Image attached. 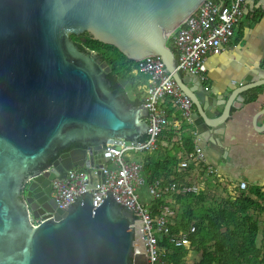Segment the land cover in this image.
I'll return each instance as SVG.
<instances>
[{
  "label": "water",
  "instance_id": "95a60500",
  "mask_svg": "<svg viewBox=\"0 0 264 264\" xmlns=\"http://www.w3.org/2000/svg\"><path fill=\"white\" fill-rule=\"evenodd\" d=\"M202 1L0 0V264L145 259L133 253L140 221L110 191L97 206L87 191L75 194L64 209L50 196L54 177L99 167L109 160L106 143L141 142L148 128L146 107L134 104L133 83L118 77L121 87L112 88L107 60L80 49L73 35L86 32L134 62L160 56L192 103L191 126L207 154L226 157L227 124L248 104L243 93L264 85V78L248 75L216 93L199 74L174 70L178 54L167 41ZM260 115L264 107L252 117L255 129ZM257 128L264 130V121ZM56 156L52 171L41 173L39 166Z\"/></svg>",
  "mask_w": 264,
  "mask_h": 264
},
{
  "label": "built area",
  "instance_id": "2783aa9c",
  "mask_svg": "<svg viewBox=\"0 0 264 264\" xmlns=\"http://www.w3.org/2000/svg\"><path fill=\"white\" fill-rule=\"evenodd\" d=\"M249 0H203L177 26L168 40L178 54L174 70H183L197 73L201 79L206 72V59L212 55L224 53L225 46L234 37L235 27L241 20L246 4ZM135 73L147 77L144 86L143 105L147 109L148 128L141 142L117 139L113 143H106L104 152L109 154V160L99 167L91 166L87 169L72 168L66 172L64 178L54 177L51 181L50 196L60 209L72 204L77 196L85 191L91 194L93 206H97L104 197L105 191L111 192L115 200L129 209L134 222H139L142 238H133V253H145L147 264H165L163 256L168 247L161 242L166 241L171 247L190 248L189 234L194 232V226L188 230L172 231L171 224L176 213V207L168 204L157 206L141 203L137 188L145 181L141 176L142 163L130 156L129 152H145L158 147L159 137L166 129H172L181 141V124H192V103L182 93L179 86L165 69L160 56L147 55L136 61L133 69ZM179 109L183 119H169L168 100ZM193 149L184 157L177 168L185 170L189 165L193 168L190 174L180 182L162 183L155 180L148 185V190L154 200L164 199L171 193H197L201 185L198 178L204 164L206 174L215 175L222 180L218 171L206 164L204 147L199 143L195 131L192 132ZM181 144V143H179ZM111 163L108 165L107 163ZM50 167L42 170L48 172ZM205 174V175H206ZM245 189L247 182L239 181L233 188ZM73 198V199H72ZM176 209V210H175Z\"/></svg>",
  "mask_w": 264,
  "mask_h": 264
},
{
  "label": "trees",
  "instance_id": "16d2710c",
  "mask_svg": "<svg viewBox=\"0 0 264 264\" xmlns=\"http://www.w3.org/2000/svg\"><path fill=\"white\" fill-rule=\"evenodd\" d=\"M262 16L263 11L257 8L252 12V19L248 18V21H258ZM239 24L241 25L240 21L236 26ZM72 37L80 49L96 51L107 60L112 68L107 75L112 88L121 87L117 81L118 77H125L134 84L135 66L133 65L136 62L127 59L115 47L92 39L86 32L81 34V37ZM82 37H85V41ZM235 37L236 32L232 38ZM167 45L175 50L170 40L167 41ZM260 67L264 68V55ZM140 76L143 75L140 74ZM135 88L134 93L137 92ZM260 88L258 86L246 90L245 102L254 101ZM140 98V94H137L134 104L142 103ZM168 114H170L169 111ZM190 127L182 122L181 144L168 143L170 147L165 148L162 159L144 158L141 176L148 185L155 180H160L162 183L180 182L190 174L192 165L185 170L177 168L178 163L193 149V135ZM161 136H165L169 142L174 136V131L170 128L166 129L159 140ZM144 137L145 135L141 138ZM159 144L158 142V146ZM200 167L202 168L200 175L205 176V165L201 164ZM206 175L216 177L211 174ZM216 179L218 180L217 177ZM234 190L235 192L231 195L224 189L218 196L212 194L211 189L206 192L199 190L197 193H171L164 199L154 200L152 209L155 210L157 206L163 204L169 205L168 200L171 199L176 204L171 206L177 209H175L173 224L170 226L171 230L174 232L179 229L188 230L190 225L194 226V232L189 234V239L190 248L199 253L195 264H264V225L261 226V223H264V186L251 184L245 189L235 187ZM260 234L261 239L258 241ZM161 243L168 247L163 256L164 263L182 264L187 249L171 247L164 240Z\"/></svg>",
  "mask_w": 264,
  "mask_h": 264
},
{
  "label": "crops",
  "instance_id": "0c3cea01",
  "mask_svg": "<svg viewBox=\"0 0 264 264\" xmlns=\"http://www.w3.org/2000/svg\"><path fill=\"white\" fill-rule=\"evenodd\" d=\"M261 1L262 0H259L257 4L255 3L256 0H249L247 2L244 14L240 20L241 23H248V18L250 14H252L250 13V9H248V5L250 4L252 8L255 6L258 7L260 4L262 5ZM239 25L235 27V32L238 31ZM236 41L235 38H232L225 46L224 53L212 55L206 59V72L203 75L205 81H203L204 79H202V81L216 93L243 84L248 75H251L253 80L264 78V68L260 67L264 49L259 50L258 47H252L251 49L245 46L239 47ZM133 73L135 72L133 71ZM135 74L137 75L138 83H134L133 86L135 88L137 85L136 89L141 92L140 99L143 101L144 86L147 83V78H144V75L140 76L138 73ZM260 87V92L256 99L249 102L242 109L236 111L227 124L224 141L222 142L227 148L226 157H223L222 154L217 152H212L211 155H208L205 144L199 141L204 147L206 164L211 165L221 174L223 179L218 180L226 184V188L230 190L229 192L230 194L232 193V195L233 192H235L233 185L241 180L246 181L247 186L251 184H264V177L260 173V171L264 169V130L258 131L259 129L257 128L263 123L264 115L257 117L256 129L252 124L254 113L264 107V85H260ZM243 95L245 96L244 93ZM168 108L170 113L169 119L180 120L179 109L169 100ZM193 131L194 128L191 126V132ZM167 140L165 136H161L159 146L155 151L151 152V155L158 159H162L165 148L170 147L168 143H180L175 133L169 142ZM144 158L140 160L132 159L142 163ZM107 164L111 165L110 162ZM205 176L198 178V183L201 185L200 190H202V185L204 184L202 178ZM171 203L174 202L171 200ZM169 205L171 206L172 204L169 203ZM187 258L188 257L185 256L183 257L182 264L196 263L192 259Z\"/></svg>",
  "mask_w": 264,
  "mask_h": 264
},
{
  "label": "rangeland",
  "instance_id": "374dc122",
  "mask_svg": "<svg viewBox=\"0 0 264 264\" xmlns=\"http://www.w3.org/2000/svg\"><path fill=\"white\" fill-rule=\"evenodd\" d=\"M258 1L259 0H256L255 3L257 4ZM261 3H262V5L260 4L261 7L255 6L254 8H252V6L249 4L248 9H250V13H252L257 8H260L264 11V0H262ZM249 18L252 19V14H250ZM235 38L237 39L236 44H238L237 46H239V47L245 46L248 49H251L252 47H255V48L258 47L259 50H263L264 49V16L261 19H259L258 21L249 20L248 23L242 22L238 31L236 32ZM134 66H135V63L133 65V67ZM133 74L135 77L134 83L137 84L138 83L137 75L135 73H133ZM203 81H205V79ZM169 101H171V99H169ZM179 119L181 121H183V119L181 117H179ZM153 151H155V150H150V151H145V152L130 151L129 154L132 158L137 159V160H140L146 156L156 158L155 156L151 155V152H153ZM260 173L264 177V169H262V171H260ZM202 181L204 183L202 185L203 186L202 191L206 192V191H209V189H211L212 190L211 193L215 194L216 196L220 195L224 189L227 190L228 192L230 191L228 188H226V184L224 182H222L220 180L218 181L216 178H213L212 176L208 175L206 177H203ZM262 185L264 186V184H262ZM137 194L139 195L140 202L146 203L148 207L150 205H152V203L154 202L153 197L149 193L147 182H144L141 186H139L137 188ZM231 195H232V193H231ZM168 201L170 204H172V206L173 205L176 206V204L171 203V199H169ZM262 225H264V223H261V226ZM260 239H261V234L259 235L258 241ZM185 257H188L187 259H192L193 261L197 262V260L199 258V253L196 252L195 250L191 249V248H188V250L185 253Z\"/></svg>",
  "mask_w": 264,
  "mask_h": 264
},
{
  "label": "flooded vegetation",
  "instance_id": "af4514ba",
  "mask_svg": "<svg viewBox=\"0 0 264 264\" xmlns=\"http://www.w3.org/2000/svg\"><path fill=\"white\" fill-rule=\"evenodd\" d=\"M82 34H83V33H82ZM73 36L81 37V34H80V35H73ZM71 37H72V36H71ZM72 40L74 41L73 37H72ZM74 42H75V41H74ZM135 90H136V88H135ZM136 91H137V90H136ZM135 94H136V96H137V94H140V97H141V92H140V91H137ZM74 146H77V145H74ZM74 146H71V147H74ZM62 152H63V151H62ZM62 152H59L58 155H60V153H62ZM56 159H58L57 156L54 157V158H52V159H49L46 163L40 165V166H39V169L42 171V170L46 169L47 167H50V170H49L48 172H51L52 169H53V163H54V161H55ZM51 168H52V169H51ZM137 264H147V263H146L145 259H140V260H138Z\"/></svg>",
  "mask_w": 264,
  "mask_h": 264
}]
</instances>
